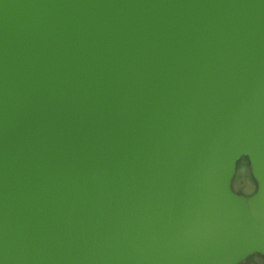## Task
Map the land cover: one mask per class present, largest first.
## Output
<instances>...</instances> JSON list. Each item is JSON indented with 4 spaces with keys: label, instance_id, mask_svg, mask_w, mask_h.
<instances>
[{
    "label": "water",
    "instance_id": "1",
    "mask_svg": "<svg viewBox=\"0 0 264 264\" xmlns=\"http://www.w3.org/2000/svg\"><path fill=\"white\" fill-rule=\"evenodd\" d=\"M254 254L264 0H0V264Z\"/></svg>",
    "mask_w": 264,
    "mask_h": 264
},
{
    "label": "rangeland",
    "instance_id": "2",
    "mask_svg": "<svg viewBox=\"0 0 264 264\" xmlns=\"http://www.w3.org/2000/svg\"><path fill=\"white\" fill-rule=\"evenodd\" d=\"M233 187L235 191L245 194H250L256 189V182L252 177L248 159L246 157L240 159Z\"/></svg>",
    "mask_w": 264,
    "mask_h": 264
},
{
    "label": "flooded vegetation",
    "instance_id": "3",
    "mask_svg": "<svg viewBox=\"0 0 264 264\" xmlns=\"http://www.w3.org/2000/svg\"><path fill=\"white\" fill-rule=\"evenodd\" d=\"M240 264H264V256L260 254H254L249 256L245 261Z\"/></svg>",
    "mask_w": 264,
    "mask_h": 264
},
{
    "label": "trees",
    "instance_id": "4",
    "mask_svg": "<svg viewBox=\"0 0 264 264\" xmlns=\"http://www.w3.org/2000/svg\"><path fill=\"white\" fill-rule=\"evenodd\" d=\"M247 158V157H246ZM248 159V158H247ZM239 163H240V161L238 162V165H239ZM234 180H235V177H234V179H233V185H234ZM255 181V180H254ZM253 192V191H252Z\"/></svg>",
    "mask_w": 264,
    "mask_h": 264
}]
</instances>
